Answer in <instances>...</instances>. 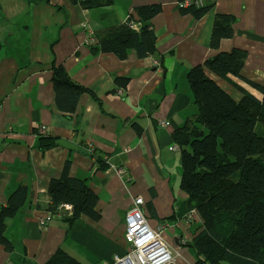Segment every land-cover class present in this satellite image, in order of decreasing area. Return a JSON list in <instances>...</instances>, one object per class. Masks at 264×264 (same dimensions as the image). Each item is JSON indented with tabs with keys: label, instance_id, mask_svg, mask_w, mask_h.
Returning <instances> with one entry per match:
<instances>
[{
	"label": "crops",
	"instance_id": "obj_1",
	"mask_svg": "<svg viewBox=\"0 0 264 264\" xmlns=\"http://www.w3.org/2000/svg\"><path fill=\"white\" fill-rule=\"evenodd\" d=\"M153 4L161 6L150 21L154 54L139 59L131 52L120 60L91 53L95 33L135 19L136 7ZM203 5L209 9L194 18L180 13L178 0H114L113 6L91 11L70 0H0V208L14 189H27L23 208L6 221L5 236L13 250L8 253L0 245V264H44L59 248L80 264H114L115 256L124 257L128 250L124 220L136 197L144 201L151 229L166 225L162 239L173 264H196L186 243L198 216L183 213L187 195L180 188V152L172 138L196 112L186 73L219 52L240 49L247 55L240 74L264 86V0H203ZM217 15L234 18V34L213 50ZM53 63L99 104L83 94L73 114L57 110ZM205 74L235 101L242 97L209 70ZM115 77L129 78L125 89L116 86ZM232 79L261 99L247 84ZM40 135L74 148L57 145L42 152L37 148ZM86 146L125 175L111 167L96 171ZM67 160L69 176L86 180L97 196L100 219L81 217L69 226L63 218L70 213L62 210V216L42 226L49 183L61 177ZM179 213L187 217L179 218Z\"/></svg>",
	"mask_w": 264,
	"mask_h": 264
},
{
	"label": "trees",
	"instance_id": "obj_2",
	"mask_svg": "<svg viewBox=\"0 0 264 264\" xmlns=\"http://www.w3.org/2000/svg\"><path fill=\"white\" fill-rule=\"evenodd\" d=\"M26 1L48 3V0ZM70 1L86 11L114 4V0ZM184 1L178 0V3ZM208 9L193 4L178 7L180 13L194 18H200ZM134 12L135 19L95 33V43L89 45L91 53L113 54L120 60H125L131 52L139 59L154 54L156 37L150 21L161 12V6L136 7ZM133 22L139 24L138 31L130 27ZM234 22L232 16L215 17L211 49H219L221 40L233 37ZM246 56L240 49L219 52L186 73L196 112L174 131L172 138L180 152V188L187 195L183 213L195 211L198 216L199 223L190 231L191 240L186 243L196 264H264V86L250 82L240 74ZM205 69L239 91L242 94L239 101L210 79ZM51 71L57 110L66 115L73 114L83 94L90 95L99 104L98 98L73 82L61 65L53 63ZM232 78L260 93L261 99ZM128 81L127 77L114 78L121 89L126 88ZM136 130L139 132L138 127ZM57 141L55 137L40 135L37 148L46 151L56 147ZM84 151L94 161L96 171L110 167L100 152L88 150L87 146ZM69 166L70 160H67L61 177L49 183L46 212L50 221L54 216L63 215L60 206L69 205L72 208L70 215L63 218L69 226L81 217L97 222L100 219L96 210L98 198L86 180L69 176ZM26 197L27 189L19 186L10 192L0 208V245L8 253L12 252L13 245L5 236L6 221L20 212ZM184 215L181 216L183 219L187 217ZM44 264L80 262L59 248Z\"/></svg>",
	"mask_w": 264,
	"mask_h": 264
},
{
	"label": "built area",
	"instance_id": "obj_3",
	"mask_svg": "<svg viewBox=\"0 0 264 264\" xmlns=\"http://www.w3.org/2000/svg\"><path fill=\"white\" fill-rule=\"evenodd\" d=\"M195 7H201L203 0H186L178 3L180 7H188L190 5ZM130 27L133 30L139 29L138 23H131ZM90 150V148H87ZM111 168L112 165L110 166ZM118 175L124 176L125 171L122 168H114ZM144 201L141 197H136L132 200L130 209L125 214L124 220V239L128 246L127 253L124 257L115 256L114 264H146L144 261L145 252L148 249L154 247L158 252L164 253L156 261L162 264H172L174 260L172 258L169 248L162 240V232L166 229L165 224H161L156 229H151L143 213ZM67 210L71 212L72 208L69 205L60 206V210ZM50 221V216H46L44 220L40 221V225L44 226L45 222Z\"/></svg>",
	"mask_w": 264,
	"mask_h": 264
},
{
	"label": "bare ground",
	"instance_id": "obj_4",
	"mask_svg": "<svg viewBox=\"0 0 264 264\" xmlns=\"http://www.w3.org/2000/svg\"><path fill=\"white\" fill-rule=\"evenodd\" d=\"M164 253H160L157 251L156 248L152 247L150 249L147 250V252H145V263L146 264H162V263H157V259L160 257V256H163Z\"/></svg>",
	"mask_w": 264,
	"mask_h": 264
},
{
	"label": "water",
	"instance_id": "obj_5",
	"mask_svg": "<svg viewBox=\"0 0 264 264\" xmlns=\"http://www.w3.org/2000/svg\"><path fill=\"white\" fill-rule=\"evenodd\" d=\"M57 145H60V146L66 147V148H68V149H72V148H74L70 143H68L67 141H64V140H58V141H57Z\"/></svg>",
	"mask_w": 264,
	"mask_h": 264
},
{
	"label": "rangeland",
	"instance_id": "obj_6",
	"mask_svg": "<svg viewBox=\"0 0 264 264\" xmlns=\"http://www.w3.org/2000/svg\"><path fill=\"white\" fill-rule=\"evenodd\" d=\"M88 148V147H87ZM63 210V209H62ZM49 215V214H48ZM47 215V216H48ZM167 228V227H166ZM163 240V239H162ZM163 242H164V240H163ZM165 243V242H164ZM166 245V244H165ZM167 246V245H166ZM171 252V251H170ZM172 255V254H171ZM172 258H173V260H174V257H173V255H172ZM173 264V263H172Z\"/></svg>",
	"mask_w": 264,
	"mask_h": 264
}]
</instances>
